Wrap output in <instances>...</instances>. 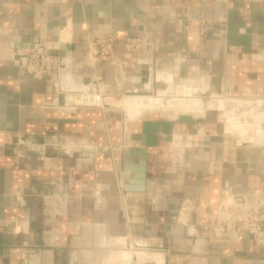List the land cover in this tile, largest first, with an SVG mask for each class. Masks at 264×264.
<instances>
[{
  "label": "crops",
  "instance_id": "1",
  "mask_svg": "<svg viewBox=\"0 0 264 264\" xmlns=\"http://www.w3.org/2000/svg\"><path fill=\"white\" fill-rule=\"evenodd\" d=\"M0 11V264H264V239L234 223L214 234L223 192L264 184V0H0ZM112 33L121 54L129 34L152 42L123 83L86 62V39ZM36 41L72 62L32 78L19 54ZM130 91L155 106L116 100ZM188 197L186 228L175 219Z\"/></svg>",
  "mask_w": 264,
  "mask_h": 264
},
{
  "label": "built area",
  "instance_id": "2",
  "mask_svg": "<svg viewBox=\"0 0 264 264\" xmlns=\"http://www.w3.org/2000/svg\"><path fill=\"white\" fill-rule=\"evenodd\" d=\"M121 39L119 33L86 39L87 64L89 66L101 63L111 65L115 71L117 83L119 80H121L119 83H123V78L127 77V69L133 56L146 46L152 45L146 36L129 34L124 37L125 52L121 54L117 49ZM19 55L25 71L34 79L58 75L64 65L72 62L53 54L49 47L41 41H36L30 50ZM197 207L198 197L185 198L180 205L175 222L187 228ZM217 211L215 236H224L230 223H234L238 232L245 231L257 239H264V184L260 190L249 189L241 193L226 189L222 194ZM3 223L4 220L0 218V225ZM122 264H158V262L133 258Z\"/></svg>",
  "mask_w": 264,
  "mask_h": 264
},
{
  "label": "bare ground",
  "instance_id": "3",
  "mask_svg": "<svg viewBox=\"0 0 264 264\" xmlns=\"http://www.w3.org/2000/svg\"><path fill=\"white\" fill-rule=\"evenodd\" d=\"M185 87H186V86H185ZM173 88H174V87H173ZM173 88H172V89H173ZM177 88H178V87H177ZM178 89H180V88H178ZM181 90H182V89H181ZM188 91H189V90H188ZM184 93H185V92H184ZM185 94H186V93H185ZM188 94H189V93H188ZM131 97H133V98H131L130 100H132V99H137V101H138V99H139V101H140V99H143V97H146V98L148 97L147 100H149V101H152L153 98L156 99V98L153 96V94H151V93H150V94H145V95H138V94L136 95V94H132ZM172 98H173V97H172ZM177 98H178V97H177ZM182 98H183V97H182ZM182 98H181V100H182ZM189 98H191V97H188V99H189ZM158 99H159V97H158ZM160 99H161V98H160ZM173 99H174V98H173ZM175 99H176V98H175ZM185 99H186V98H184L183 101H185ZM130 100H129V101H130ZM156 100H157V99H156ZM161 100H162V99H161ZM161 100H160V101H161ZM181 100H180V101H181ZM217 100H218V99H217ZM135 101H136V100H135ZM137 101H136V102H137ZM143 101H144V100H143ZM163 101H164V100H163ZM193 101H194V99H193ZM193 101H192V102H193ZM141 102H142V101H141ZM153 102H154V101H153ZM153 102H152V103H153ZM156 102H157V101H156ZM176 102H178V101H176ZM181 102H182V101H181ZM181 102H180V103H181ZM244 102H245V101H244ZM129 103H130V102H129ZM146 103H147V102H146ZM150 103H151V102H150ZM152 103L150 104L151 106H152ZM161 103H162V101H161ZM183 103L185 104L186 102H183ZM183 103H182V104H183ZM190 103H191V101H190V102L188 101V104H190ZM200 103H201V102H200ZM239 103L241 104L242 102H239ZM245 103L248 104V102H245ZM122 104H123V103H122ZM130 104H131V103H130ZM137 104H139V103H137ZM140 104H141V103H140ZM159 104H160V102H159ZM169 104H171V102H170ZM186 104H187V103H186ZM188 104H187V105H188ZM243 104H244V103H242V105H243ZM135 105H136V104H135ZM147 105H148V104H147ZM150 105H149V106H150ZM242 105H241V106H242ZM244 105H245V104H244ZM251 105H253V102L251 103ZM136 106H138V105H136ZM142 106H143V105H142ZM151 106H150V107H151ZM154 106H155V104H154L152 107H154ZM247 106H248V105H247ZM127 107H128V106H127ZM134 107H135V106H134ZM238 107H239V106H238ZM238 107H237V108L234 107V108H235V109H238ZM139 108H140V106H139ZM241 108H245V107L242 106ZM241 108H240V109H241ZM246 108H247V107H246ZM247 109H248V108H247ZM232 110H233V109H232ZM243 110H244V109H243ZM250 110H251V109H250ZM250 110H249V111H250ZM140 111H141V110H140ZM239 111H241V110H239ZM239 111H238V114L240 113ZM130 112H131V111H130ZM136 112H137V111H136ZM234 112H236V110H235ZM243 112H244V111H243ZM245 112H246V111H245ZM232 113H233V111H232ZM234 114H235V113H234ZM236 114H237V112H236ZM234 116H235V115H234ZM256 119H259V118L257 117Z\"/></svg>",
  "mask_w": 264,
  "mask_h": 264
},
{
  "label": "rangeland",
  "instance_id": "4",
  "mask_svg": "<svg viewBox=\"0 0 264 264\" xmlns=\"http://www.w3.org/2000/svg\"><path fill=\"white\" fill-rule=\"evenodd\" d=\"M138 95H139V94H138ZM123 98H124V99H123ZM131 98H133V97H131V94H127L125 97H124V96H123V97H118L116 100H117L118 102L121 101V104L123 103V105L130 107V109H134V108H131V107L135 106V109H134V110H136V108H138V107H136V105H137L136 103H139V102L142 101L141 104H143V105L145 104V105H146L147 103L150 102L149 100H147L148 97H147V98H146V97H143V99H140V101H139V99H138V101H137V99H132V100H130ZM116 100H115V101H116ZM129 100H130V101H129ZM135 100H136L137 102H136ZM143 100H144V101H143ZM129 102H130L131 104H130ZM146 102H147V103H146ZM121 104H120V105H121ZM135 104H136V105H135ZM139 104H140V103H139ZM123 105H122V107H124Z\"/></svg>",
  "mask_w": 264,
  "mask_h": 264
},
{
  "label": "water",
  "instance_id": "5",
  "mask_svg": "<svg viewBox=\"0 0 264 264\" xmlns=\"http://www.w3.org/2000/svg\"><path fill=\"white\" fill-rule=\"evenodd\" d=\"M129 94H136L137 92H134V91H130V92H128ZM148 94H150L151 92L149 91V92H147Z\"/></svg>",
  "mask_w": 264,
  "mask_h": 264
}]
</instances>
